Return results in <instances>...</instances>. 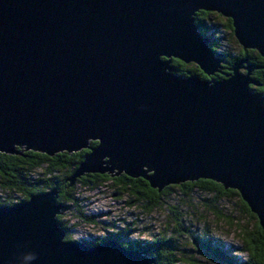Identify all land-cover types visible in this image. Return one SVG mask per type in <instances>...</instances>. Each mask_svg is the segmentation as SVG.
<instances>
[{
	"label": "water",
	"instance_id": "obj_1",
	"mask_svg": "<svg viewBox=\"0 0 264 264\" xmlns=\"http://www.w3.org/2000/svg\"><path fill=\"white\" fill-rule=\"evenodd\" d=\"M198 11L229 19L240 49L264 61V0H0V153L87 150L67 188L87 174L157 192L209 180L264 230V97L249 89L264 67L240 58L222 74ZM172 59L223 77L175 75ZM56 198L0 207V264H154L113 239L64 241Z\"/></svg>",
	"mask_w": 264,
	"mask_h": 264
},
{
	"label": "rangeland",
	"instance_id": "obj_2",
	"mask_svg": "<svg viewBox=\"0 0 264 264\" xmlns=\"http://www.w3.org/2000/svg\"><path fill=\"white\" fill-rule=\"evenodd\" d=\"M204 25L207 31L205 37L209 43L217 45L216 53L228 54L230 57L238 54L240 47L226 30L225 18L211 13L204 19ZM239 72L244 73L243 70ZM3 197L4 194L0 193V200ZM74 197L82 214L91 217L92 223L77 220L74 218L75 210L62 204L59 215L65 224L69 241L86 244L118 236L125 243L144 246L157 235L171 236L178 247L181 264H216L204 257V251L196 253L192 247L194 237H200V243L206 238L214 249H219L235 260H243L245 255L240 252L238 230H252L254 224L241 211L237 197L215 201L214 194L195 188L185 194L175 187L161 195L156 206L151 209L134 201L108 181L93 190L77 183L74 186ZM19 200L20 197L15 195L12 203L18 204ZM177 220L179 223L182 221L183 232L180 236L173 233Z\"/></svg>",
	"mask_w": 264,
	"mask_h": 264
},
{
	"label": "trees",
	"instance_id": "obj_3",
	"mask_svg": "<svg viewBox=\"0 0 264 264\" xmlns=\"http://www.w3.org/2000/svg\"><path fill=\"white\" fill-rule=\"evenodd\" d=\"M209 15H211V13L198 11L193 16L194 25L199 28V33L203 36H206L207 32L204 19ZM225 27L230 36H232L229 19H226ZM209 48L215 52L217 45L214 42H210ZM222 58L226 62L221 70L222 74L227 73L226 68L240 58H246L248 62L260 68L264 67L263 59L252 50L243 51L239 49L236 56L230 57L228 54H222ZM170 66L175 75L183 77L195 76L208 81L218 80L223 77L222 74H214L212 77H205L196 66L192 64L186 65L174 59L171 60ZM251 78L259 83L260 86L249 87V89L253 92L260 93L264 97V69L253 71ZM95 145V142H89L90 147ZM17 152L21 156L0 153V193L4 194V197L0 200V207L15 205L12 203L13 196L15 195L20 197L19 203H21L27 201L32 195L56 189L57 203L67 204L75 210L74 218L77 220L83 223H92V218L84 216L78 206L77 199L74 197V186L78 183L85 186V188L93 190L99 184H105L107 181L111 182L112 185L116 186L121 192H125L134 201L147 205L145 206L147 209L155 207L160 196L175 187L185 194L193 188L212 193L214 194L215 201L234 196L238 199L241 211L254 223L252 230H238L240 237L239 242L241 243L240 252L245 255V258L239 261L229 255H225L219 249H214L213 245L208 243L206 238L203 243H200V237H191L194 243L192 247L198 254H200L199 250L204 251V257L206 259H211L216 264H264V230L258 226L255 216L250 213L234 190H224L219 184L209 180H197L178 185H170L164 187L160 192H157L156 189L149 188L147 183L139 178L130 179L124 175L111 178L106 174H87L75 180L73 186L67 188V178L73 173L84 156L88 154L87 150H81L71 154L61 152L50 157L23 149H17ZM60 218V215L56 216L55 221L65 232L64 241H69L65 224ZM182 232V221L180 220L179 223L177 220L173 233L175 236H180ZM113 239L126 250H140L143 248L149 250L147 257L154 259V264H181L182 262L178 255L179 250L178 247H176L175 239L171 236L164 237L163 235H157L141 248H139L138 244L130 245L125 243L122 238L118 236H114ZM106 240L108 239L102 238L98 241L86 244L93 246ZM199 245L201 246L200 248H198Z\"/></svg>",
	"mask_w": 264,
	"mask_h": 264
},
{
	"label": "flooded vegetation",
	"instance_id": "obj_4",
	"mask_svg": "<svg viewBox=\"0 0 264 264\" xmlns=\"http://www.w3.org/2000/svg\"><path fill=\"white\" fill-rule=\"evenodd\" d=\"M224 55V54H223ZM224 57V56H223ZM226 64V62L224 61V64H222V66L220 67V71L222 70V68L224 67V65ZM228 68V67H227ZM226 68V69H227ZM224 74H226V73H224ZM252 75V74H251ZM186 77V76H185ZM212 77V76H211ZM250 87H252V86H250ZM111 178H116V177H111ZM113 239V238H112ZM100 240V239H99ZM109 240H111V239H109ZM114 240V239H113ZM128 244H130V245H135L134 243H128ZM139 245V244H138ZM142 246L141 245H139V248H141ZM144 249V248H143ZM143 249H140V250H143ZM133 250H137V251H140V250H138V249H133Z\"/></svg>",
	"mask_w": 264,
	"mask_h": 264
},
{
	"label": "clouds",
	"instance_id": "obj_5",
	"mask_svg": "<svg viewBox=\"0 0 264 264\" xmlns=\"http://www.w3.org/2000/svg\"><path fill=\"white\" fill-rule=\"evenodd\" d=\"M32 258L34 259L35 257L33 256Z\"/></svg>",
	"mask_w": 264,
	"mask_h": 264
},
{
	"label": "bare ground",
	"instance_id": "obj_6",
	"mask_svg": "<svg viewBox=\"0 0 264 264\" xmlns=\"http://www.w3.org/2000/svg\"><path fill=\"white\" fill-rule=\"evenodd\" d=\"M60 214H61V211H60Z\"/></svg>",
	"mask_w": 264,
	"mask_h": 264
}]
</instances>
